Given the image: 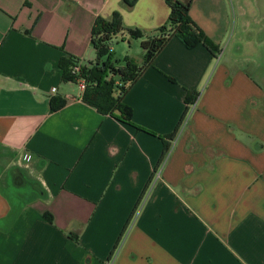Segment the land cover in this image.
<instances>
[{"label": "crops", "instance_id": "1", "mask_svg": "<svg viewBox=\"0 0 264 264\" xmlns=\"http://www.w3.org/2000/svg\"><path fill=\"white\" fill-rule=\"evenodd\" d=\"M180 1L218 57L173 38L124 99L132 126L60 61L94 62L99 17L164 26L165 0H0V264H264V0Z\"/></svg>", "mask_w": 264, "mask_h": 264}, {"label": "trees", "instance_id": "2", "mask_svg": "<svg viewBox=\"0 0 264 264\" xmlns=\"http://www.w3.org/2000/svg\"><path fill=\"white\" fill-rule=\"evenodd\" d=\"M136 1L124 0L130 7H133ZM165 1L171 13L164 26L151 33H145L139 29L127 28L118 12L114 13L110 20L99 17L93 25L91 38L97 56L96 60L81 64L77 58L69 56L60 61L64 81L79 83L84 80L85 90L82 101L97 109L102 115L114 116L121 122L134 126L133 110L124 103V99L173 38L179 39L188 49H195L203 44L214 55H218V48L206 37L191 17V4H185L180 0ZM118 36H122L124 41L141 40L144 54L142 64H138L129 56L124 58V63H119L112 48V42ZM77 67L80 71L75 74ZM195 99L196 94L189 92L186 98L188 106L183 118L189 112V106L195 102ZM65 104L63 100L53 99L51 101L52 112L62 109ZM175 136L176 132L161 138L164 143V158L169 153L170 142ZM45 219L53 223V217L50 214H45ZM70 237L76 239L72 234Z\"/></svg>", "mask_w": 264, "mask_h": 264}, {"label": "rangeland", "instance_id": "3", "mask_svg": "<svg viewBox=\"0 0 264 264\" xmlns=\"http://www.w3.org/2000/svg\"><path fill=\"white\" fill-rule=\"evenodd\" d=\"M113 50L116 49V59L119 63H124L125 56H131L134 58H142L144 57L143 49L141 47V40H127L124 41L122 36H118L112 42ZM95 56V60H96ZM94 60V61H95Z\"/></svg>", "mask_w": 264, "mask_h": 264}, {"label": "built area", "instance_id": "4", "mask_svg": "<svg viewBox=\"0 0 264 264\" xmlns=\"http://www.w3.org/2000/svg\"><path fill=\"white\" fill-rule=\"evenodd\" d=\"M218 57V56H217ZM79 68L77 67L74 71L75 74H78L79 73ZM78 84H80V87L82 89V91L85 90V82L84 80H81ZM189 112L187 113V115L185 116L184 120H183V124L182 125H187L188 122L190 121L195 109H196V103L192 104L189 106ZM30 157H25V160H29ZM167 160H168V156L165 158V160L163 161L162 165L160 166V168L155 172V182H157L160 178H161V175H162V172H163V169L165 167V165L167 164ZM115 260H116V257L112 258L109 262H107L106 264H114L115 263Z\"/></svg>", "mask_w": 264, "mask_h": 264}]
</instances>
